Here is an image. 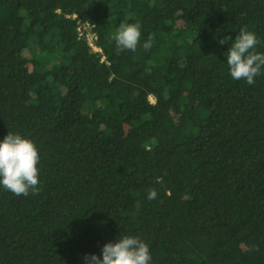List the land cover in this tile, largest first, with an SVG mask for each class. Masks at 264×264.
<instances>
[{
    "label": "trees",
    "instance_id": "16d2710c",
    "mask_svg": "<svg viewBox=\"0 0 264 264\" xmlns=\"http://www.w3.org/2000/svg\"><path fill=\"white\" fill-rule=\"evenodd\" d=\"M242 27L264 53V0H0V142L39 154L38 195L0 186V264H86L124 235L150 264H264V67L248 85L227 65Z\"/></svg>",
    "mask_w": 264,
    "mask_h": 264
},
{
    "label": "clouds",
    "instance_id": "9594fccd",
    "mask_svg": "<svg viewBox=\"0 0 264 264\" xmlns=\"http://www.w3.org/2000/svg\"><path fill=\"white\" fill-rule=\"evenodd\" d=\"M141 38L139 23H121L113 36L117 51H136ZM231 39L225 36L221 45ZM150 34L143 44L145 50L152 47ZM260 43L254 32L242 27L227 51V65L234 80L244 79L248 85L255 83L264 67V53L257 52ZM38 149L35 144L19 134L8 132L0 142V186L16 196L39 194ZM157 197L155 189L148 190V199ZM102 259L95 255L84 257L86 264H150L149 246L139 236L124 235L115 243H106L101 250Z\"/></svg>",
    "mask_w": 264,
    "mask_h": 264
},
{
    "label": "built area",
    "instance_id": "2783aa9c",
    "mask_svg": "<svg viewBox=\"0 0 264 264\" xmlns=\"http://www.w3.org/2000/svg\"><path fill=\"white\" fill-rule=\"evenodd\" d=\"M79 34H82V33L79 32ZM85 37H86L87 44L90 46V48H91L93 51H95V52L100 51V49H99L97 46H95V44H94V42H93L94 35H93L92 33L88 32V33L85 35Z\"/></svg>",
    "mask_w": 264,
    "mask_h": 264
}]
</instances>
